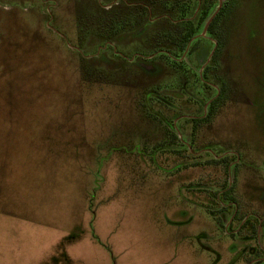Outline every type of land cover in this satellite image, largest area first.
<instances>
[{"label": "rangeland", "instance_id": "374dc122", "mask_svg": "<svg viewBox=\"0 0 264 264\" xmlns=\"http://www.w3.org/2000/svg\"><path fill=\"white\" fill-rule=\"evenodd\" d=\"M231 1L208 65L162 0L0 8V264H264V0Z\"/></svg>", "mask_w": 264, "mask_h": 264}, {"label": "trees", "instance_id": "16d2710c", "mask_svg": "<svg viewBox=\"0 0 264 264\" xmlns=\"http://www.w3.org/2000/svg\"><path fill=\"white\" fill-rule=\"evenodd\" d=\"M162 1L163 3L161 8L162 10H165L161 12L162 16L170 15V17H172L171 11L169 10L172 7H176L178 9V13H177L178 21L174 27L175 31L177 32V35L172 33L171 35L168 36L170 37L171 41L174 42L181 51H183L186 48L187 44H189L191 40L199 33L201 27L206 25L207 20L210 19V15L213 12V8L217 4H219V0H162ZM199 4L201 6H199ZM198 6H199V10H197ZM142 12L144 11L142 10ZM223 15H225L224 9L215 16L212 23L208 27L209 34L213 38H217L220 45H222L224 42V34L220 30V26L222 25ZM197 44H195L194 48L196 47ZM208 120L209 119L204 121L194 120L192 122L195 124L194 128H197L198 125H201L202 123ZM227 159L228 158L218 161L216 159H213L212 162H214L215 164L218 163V165L224 164L225 166L226 165L229 166V163L226 161Z\"/></svg>", "mask_w": 264, "mask_h": 264}, {"label": "flooded vegetation", "instance_id": "af4514ba", "mask_svg": "<svg viewBox=\"0 0 264 264\" xmlns=\"http://www.w3.org/2000/svg\"><path fill=\"white\" fill-rule=\"evenodd\" d=\"M199 6H201L200 4H199ZM198 6V7H199ZM0 8H2V9H4V10H9V12L10 11H15V10H19L20 8H22V11H26L27 9H28V0H1L0 1ZM106 8V7H105ZM110 8V7H109ZM0 11H2V10H0ZM220 11H221V9H220ZM220 11L218 12V13H220ZM16 13V12H15ZM217 13V14H218ZM159 18H161V19H171L169 16H167V15H165V16H160V17H156V18H152V15H150V21H155V20H157V19H159ZM206 26V25H205ZM204 26V27H205ZM209 27V26H208ZM204 30V29H203ZM203 33V32H202ZM196 37H198L197 38V40H196V44L197 45H199V43H200V41L201 40H205V39H203V38H209V37H211V35L209 34V32L207 31V35H206V37H202V34L200 35V31H199V33L191 40V42L189 43V44H187V47H186V49L188 48L189 49V47H190V44H192V42L194 41V39H196ZM214 39H217V38H214ZM198 40H199V42H198ZM218 40V39H217ZM197 45H196V47L195 48H197ZM223 45V44H222ZM222 45H220L219 44V41L216 43V45L214 46V51L212 52V54H211V56H210V59H209V61L207 62V65L210 63V60L213 58V61L215 62V64L217 63V61H218V58L220 57V53H221V46ZM194 46H195V44L193 45V47L192 48H194ZM194 48V49H195ZM186 51H188V50H186ZM183 53H184V50H183ZM168 57V56H167ZM206 65V64H205ZM205 65H204V69H203V73H202V75L207 71L208 72V67L207 68H205ZM206 70V71H205ZM205 75V74H204ZM203 75V76H204ZM206 87V86H205ZM217 98H212L211 99V101L210 102H208L207 103V105L209 106V105H212V103L213 102H215V100H216ZM206 105V110H207V106ZM208 111V110H207ZM212 113V111H208V113H207V115H206V117L204 118V116L203 117H198V116H191V115H187L186 117H188L190 120H192V121H194V120H197V121H201V120H207V119H211L212 118V115L213 114H211ZM194 124V123H193ZM194 126H195V124H194ZM200 125H198V127H199ZM179 143H181L180 142V140H179ZM186 149H187V151L189 150V149H191V147L190 146H188L187 144H185V145H183ZM189 152V151H188ZM191 152H193L192 150H191ZM228 156H226V157H216L215 159L218 161V160H223V159H225V158H227ZM229 159V158H228ZM229 165H230V162H229ZM231 189V188H230ZM227 201H230V200H227ZM234 220V219H233ZM232 222V221H231ZM230 222V223H231ZM245 224V223H244Z\"/></svg>", "mask_w": 264, "mask_h": 264}, {"label": "water", "instance_id": "95a60500", "mask_svg": "<svg viewBox=\"0 0 264 264\" xmlns=\"http://www.w3.org/2000/svg\"><path fill=\"white\" fill-rule=\"evenodd\" d=\"M222 7H223V0H219V7H217L216 11L212 14V16L208 20L206 26L204 27V30H203V33H202V37H206L207 31H208V26H210V24L212 23L213 19L215 18V16L217 15V13L220 11V9Z\"/></svg>", "mask_w": 264, "mask_h": 264}]
</instances>
